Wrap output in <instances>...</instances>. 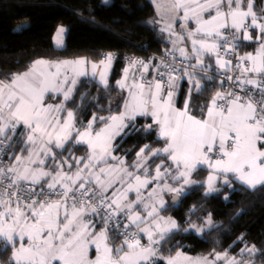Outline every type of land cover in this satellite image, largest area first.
<instances>
[{"label": "snow or ice", "instance_id": "obj_1", "mask_svg": "<svg viewBox=\"0 0 264 264\" xmlns=\"http://www.w3.org/2000/svg\"><path fill=\"white\" fill-rule=\"evenodd\" d=\"M169 11L170 22L160 31L175 37L165 54L171 60L132 61L145 73L153 67L154 75L148 80L141 74L131 86L118 82L129 88L118 115L93 113L77 126L68 103H75L78 78L88 75L83 59H40L28 71L0 79V255L12 249L0 264H162L161 248L178 229L160 214L163 193L182 195L185 185L197 183L191 177L198 165L214 173L207 178L209 193L217 191L218 176L230 186L228 174L247 190L264 191V7L257 13L255 0H171ZM63 32L58 30V45ZM243 41L258 43L255 54H239ZM206 58L214 59L213 75ZM111 60L108 54L107 63H100L106 69ZM97 68L91 65L93 77ZM217 75L221 90L203 105L192 104L193 91L207 90L201 81ZM99 76L107 86L105 71ZM181 80L192 86L182 109L175 101ZM137 116L151 117L145 131L155 126L164 146L141 148L133 172L112 153L115 138L130 123L134 128ZM78 145L86 146V155H74ZM153 157L161 162L151 169ZM169 180L182 183L173 187ZM244 251L251 259L233 257L227 264H256L260 250L253 245ZM182 255L166 264H178ZM260 256L264 264V252ZM194 264L214 262L202 258Z\"/></svg>", "mask_w": 264, "mask_h": 264}, {"label": "trees", "instance_id": "obj_2", "mask_svg": "<svg viewBox=\"0 0 264 264\" xmlns=\"http://www.w3.org/2000/svg\"><path fill=\"white\" fill-rule=\"evenodd\" d=\"M155 21H159L158 12L150 0H0V79L28 71L32 63L40 59L65 61L85 57L100 62L103 54H116L107 86L82 79L73 95L75 103L69 102L68 108L75 110L78 127L81 122L86 125L93 113L105 117L119 114L126 99L124 90L118 86L127 66L125 56H160L170 50L167 35ZM60 27L67 29L66 45L61 50L54 45V36ZM241 49L253 50L255 45H242ZM208 74L213 75L215 71ZM203 84L207 90L203 95H193L195 105L207 103L219 90L217 77L215 81L203 80ZM185 97L186 94L181 99ZM133 123L135 127L130 124L114 144V154L129 165L145 145L152 149L164 146L155 126L145 131V127L152 124L151 118L140 117ZM102 126L98 124L96 128ZM73 152L75 156H84L86 147L78 145ZM160 162L153 157L149 165L154 169ZM207 172V169H198L193 175L197 183L187 186V192L178 196V202L169 201L162 211L180 225L161 248L165 262L177 252L209 257L229 253L245 260L251 259L249 253L241 252L246 247L255 245L264 252V191L247 190L229 175L230 186L219 182L217 191L208 194V186L204 184ZM168 182L173 187L182 183ZM207 219L213 226L203 234L187 229L192 225L200 227ZM3 246L4 242L0 241V249ZM260 252L255 257L259 263ZM11 253L9 247L0 255V261H7Z\"/></svg>", "mask_w": 264, "mask_h": 264}, {"label": "crops", "instance_id": "obj_3", "mask_svg": "<svg viewBox=\"0 0 264 264\" xmlns=\"http://www.w3.org/2000/svg\"><path fill=\"white\" fill-rule=\"evenodd\" d=\"M152 2V4L154 5V7L157 9V5H159V14H158V17H159V25H160V29L161 27L164 26L165 22H170V17H171V13L169 11V7H170V3H171V0H163L165 4H161L160 2H157L156 0H150ZM261 7H264V0H255V10L257 11V13L260 12V9ZM176 31L179 33L180 31V28H179V22H177V28H176ZM258 31V30H257ZM167 35L170 43H171V40L172 39H175V37H172L170 38L169 37V34L167 32H163ZM66 34L67 32H63L61 34V36L59 37L60 39H62V44L58 45L57 44V39H58V31L57 33L55 34L54 36V45L57 49H64L65 48V45H66ZM255 45V49L253 50H248L246 49L245 51H242L243 52V55L245 53H253L255 54L257 48H258V43L256 42H252V41H243L242 42V45ZM173 48V45L171 43V46H170V50H172ZM189 52H190V45L187 49ZM177 56H179V53L177 52L176 53ZM107 61H105L106 63ZM206 63H211L213 64V68L212 70L209 72V73H212L213 71L216 72V69H215V62H214V59H208L206 58ZM112 68H113V64H112V67H107L106 69L104 68V65H100L99 64V70H98V75L96 77H90L88 79H92V80H95V81H98L102 84L101 80H100V76H99V73L100 71H105L106 73V80H107V83L110 79V74H111V71H112ZM127 70V74H126V71ZM141 74H143L148 80H151L153 78V75H154V70L152 68H149L148 72H144L143 71V68H137V67H126L123 71V74H122V77L120 78L119 81H124L126 85L128 86H131L134 82L136 83H139L141 82L140 81V77H141ZM199 78V77H197ZM118 81V82H119ZM201 83L203 84V81H201ZM78 85V84H77ZM119 86V84H118ZM192 87L186 80H181L179 81V91L177 93V95L175 96V101H176V107L177 108H183L184 106V101H185V98L182 100L181 97L182 95L184 96L185 94L187 95L188 93V89ZM124 92H128L129 88L128 87H125L124 89ZM221 90V89H219ZM197 94L195 91H193L192 93V101H193V95ZM191 101V102H192ZM181 104V105H180ZM193 104V103H192ZM124 110V109H123ZM140 117H144V116H137V118H140ZM144 118H151V117H144ZM135 119V120H136ZM131 124V123H130ZM163 141V140H162ZM84 146V145H82ZM86 147V146H85ZM74 153V152H73ZM113 153H114V149H113ZM65 156H67V153H65ZM80 157V156H79ZM213 159H215V157H213ZM200 168H203V169H207L208 172L206 174V177L204 179V184L207 185V178L210 174H214L212 169L208 168L207 165H198L197 167V170L200 169ZM196 170V171H197ZM195 171V172H196ZM195 172H193L192 174V179H193V175L195 174ZM231 175V174H228V176ZM232 176V175H231ZM194 180V179H193ZM224 180V177L223 176H218V179H217V184H219V182H223ZM195 181V180H194ZM196 184V183H195ZM190 186V185H188ZM208 186V185H207ZM167 197V195H165ZM98 229H99V226H98ZM197 260V259H196ZM186 263H189V260H186ZM256 264H261L259 263L258 261H256Z\"/></svg>", "mask_w": 264, "mask_h": 264}, {"label": "rangeland", "instance_id": "obj_4", "mask_svg": "<svg viewBox=\"0 0 264 264\" xmlns=\"http://www.w3.org/2000/svg\"><path fill=\"white\" fill-rule=\"evenodd\" d=\"M157 2H160L161 4H165L164 3V1L163 0H156ZM60 28H63L64 29V32H67V29L65 28V27H60ZM59 28V29H60ZM78 59H83V60H85L86 61V63H85V65H84V68H85V70L87 71V73H88V75L87 76H81V77H79L78 78V83L82 80V79H85V78H90V77H93L92 76V69H91V65L93 64V63H96L97 65H98V68H97V73H96V76L98 75V70H99V64L101 65V61L100 62H92V61H89L87 58H85V57H81V58H78ZM78 59H68V60H65V61H75V60H78ZM45 61H50V60H45ZM107 63V62H106ZM114 63V61H113V59L111 60V64H110V66L109 67H112V64ZM127 67V66H126ZM125 67V68H126ZM71 72L69 71V76L71 77ZM95 76V77H96ZM102 85H104L105 86V84L102 82ZM128 93H129V90H128V92L126 93L125 92V94H126V99L128 98ZM66 115V114H65ZM116 115H118V114H116ZM127 128H125L124 130H123V132L119 135V136H117L116 138H115V140L113 141V149H114V144H115V142H116V140L118 139V137H120L121 135H123V133L125 132V130H126ZM23 129H20V130H18V133H19V131H22ZM16 151L17 152H19V148H17L16 149ZM114 156H116L114 153H112ZM145 155H148L146 152H145ZM77 156V155H76ZM78 157V156H77ZM121 159H123V158H121ZM137 159V158H136ZM136 159L132 162V164L136 161ZM124 161H125V165L126 166H129V171H133V172H135L136 171V169H134V168H132V167H130L132 164H128L127 162H126V160L125 159H123ZM150 161V160H149ZM149 161H148V164H149ZM109 163L110 164H112V165H115L117 162L116 161H109ZM218 179V178H217ZM223 183V182H222ZM217 180L216 181H214V187L217 189ZM119 185H117V187H118ZM188 185H185L184 186V190H183V194L182 195H184L187 191H186V187H187ZM177 187H179V186H177ZM216 191H214V192H211V193H209L208 192V189H207V193L208 194H212V193H215ZM146 194V193H145ZM165 195H168V196H170V195H173V196H175V193H169V192H167V191H165L164 193H163V199H164V201H165V207L169 204V201L171 202L172 201V197H166ZM130 199H134L135 197H134V195H130V197H129ZM165 209V208H164ZM162 211H163V209L161 210V215L165 218V219H168V218H171L172 220H174L176 223H177V225H178V229H179V227H180V225L178 224V222L176 221V219H174V218H172V217H166L165 215H163L162 214ZM209 220L210 219H207L206 221H205V223L202 225V226H196V227H193V225L192 226H189L187 229L188 230H192V231H194L195 233H197V234H199V235H201V234H203V232L204 231H207L208 229H210L212 226H213V223H212V221H211V223H209ZM197 228H199V229H201L200 231H197ZM177 229V230H178ZM174 231H176V230H174ZM173 231V232H174ZM146 239V238H145ZM3 248H1L0 249V251L2 250ZM182 253V252H181ZM246 253H248L247 251H246ZM183 255H182V257L180 258V260L178 261V264H194V262L195 261H197L198 259H202V258H207L209 261H213L214 262V264H227V260H230L231 258H233V257H235L237 260H245L244 259V257H242V256H235V255H233V254H229V253H226L227 254V259H220V260H216L215 259V255L213 256V257H209V256H192V255H188V254H186V253H182ZM217 254H220L221 255V257H224V255H225V253H217ZM176 256V254L175 255H173L172 257H175ZM183 257H188V258H190L189 259V263H186V260H184L183 259ZM197 259V260H196ZM246 260H249V259H246Z\"/></svg>", "mask_w": 264, "mask_h": 264}, {"label": "built area", "instance_id": "obj_5", "mask_svg": "<svg viewBox=\"0 0 264 264\" xmlns=\"http://www.w3.org/2000/svg\"><path fill=\"white\" fill-rule=\"evenodd\" d=\"M238 51H239L240 55H243L241 47L238 49ZM165 54H166V51L163 54H161L160 56L149 55L148 57H142V56H139V55H136V54H129V55L125 56V62H126V65L128 67H137V68L140 69V68H143V67L140 64H133L132 61H144L145 63H150L151 65H155V64L159 63L161 59H165V60H168V61L171 60V58L166 56ZM107 56H108V54H103L102 55V60L106 61V57ZM116 58H117V55L116 54H112V59L115 60ZM177 58L178 59H177V65L176 66L179 67L180 66L179 65V56H177ZM235 62H236L235 59H233V63H235ZM150 68H152L154 70L153 67H150ZM229 74H231V73H229ZM216 77H217L218 81H220V76L217 75ZM142 243H146V239H143ZM165 264H166V262H165Z\"/></svg>", "mask_w": 264, "mask_h": 264}, {"label": "water", "instance_id": "obj_6", "mask_svg": "<svg viewBox=\"0 0 264 264\" xmlns=\"http://www.w3.org/2000/svg\"><path fill=\"white\" fill-rule=\"evenodd\" d=\"M179 200V197H177L176 195L172 197V203L176 204Z\"/></svg>", "mask_w": 264, "mask_h": 264}]
</instances>
